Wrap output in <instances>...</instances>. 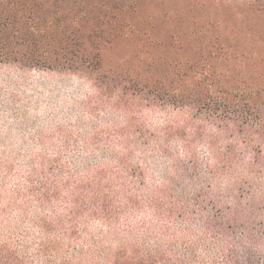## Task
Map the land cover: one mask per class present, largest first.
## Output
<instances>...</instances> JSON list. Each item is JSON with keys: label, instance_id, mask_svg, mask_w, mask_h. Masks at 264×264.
Masks as SVG:
<instances>
[{"label": "trees", "instance_id": "trees-1", "mask_svg": "<svg viewBox=\"0 0 264 264\" xmlns=\"http://www.w3.org/2000/svg\"><path fill=\"white\" fill-rule=\"evenodd\" d=\"M27 1L0 0V64L47 65L96 83L101 62L77 55L74 14L18 6ZM84 28L91 48L95 33ZM245 59L236 79L211 61L191 74L192 63L200 64L195 58L172 60L169 88L154 100L172 108V120L151 128L129 112L122 128L107 134L96 127L83 143L107 162L77 172L56 162L12 189L3 183L13 176L5 170L0 264H237L240 244L264 258V58ZM144 101L137 95L126 108ZM157 159L172 176L152 187L146 170ZM223 180L230 189L217 195L215 183ZM147 212L152 222L138 220ZM194 222L200 235L192 233ZM93 223L102 228L98 234L89 229ZM185 233H192L187 242Z\"/></svg>", "mask_w": 264, "mask_h": 264}, {"label": "rangeland", "instance_id": "rangeland-1", "mask_svg": "<svg viewBox=\"0 0 264 264\" xmlns=\"http://www.w3.org/2000/svg\"><path fill=\"white\" fill-rule=\"evenodd\" d=\"M18 6L71 11L77 19L72 29L79 42L77 55H98L102 77L97 85L47 65L20 70L0 64V178L11 170L13 176L3 182L8 189L23 187L31 173L43 174L56 162L76 172L107 162L100 150L93 151L83 141L96 127L107 134L124 127L129 112L151 128L172 120V108L166 110L154 101L169 88L166 75L172 72V60L195 58L200 64L191 62V74L211 61L226 66L228 76L236 79L241 77L236 66L242 57L251 58L250 63L256 53L264 58V50H257L264 43V0H28ZM84 13L88 25L82 22ZM83 26L95 33L91 48L85 47L88 32ZM137 95L147 101L137 109L126 108ZM197 152L203 158L204 150ZM160 162L157 159L159 167L146 170L152 187L161 177L172 176ZM229 189L225 180L214 186L217 195ZM138 220L154 219L147 212ZM191 227L193 235L201 234L195 222ZM89 229L97 234L102 230L94 223ZM192 233H185L182 240L187 242ZM237 251V264H264L261 252L242 244Z\"/></svg>", "mask_w": 264, "mask_h": 264}]
</instances>
